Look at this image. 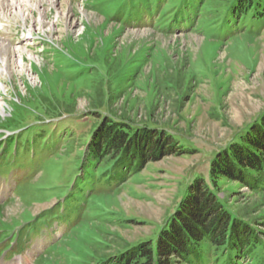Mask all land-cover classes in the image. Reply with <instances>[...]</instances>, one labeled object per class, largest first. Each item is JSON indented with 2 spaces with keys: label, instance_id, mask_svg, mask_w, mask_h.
Returning a JSON list of instances; mask_svg holds the SVG:
<instances>
[{
  "label": "rangeland",
  "instance_id": "obj_1",
  "mask_svg": "<svg viewBox=\"0 0 264 264\" xmlns=\"http://www.w3.org/2000/svg\"><path fill=\"white\" fill-rule=\"evenodd\" d=\"M17 1L29 24L0 16L25 68L0 75V264H104L155 243L191 184L212 187L217 154L264 115V9L232 19L233 0ZM104 120L165 133L176 153L140 171L96 161ZM218 189L231 211L264 200L237 182ZM246 218L262 236L264 212ZM223 249L193 264H263Z\"/></svg>",
  "mask_w": 264,
  "mask_h": 264
},
{
  "label": "trees",
  "instance_id": "obj_2",
  "mask_svg": "<svg viewBox=\"0 0 264 264\" xmlns=\"http://www.w3.org/2000/svg\"><path fill=\"white\" fill-rule=\"evenodd\" d=\"M233 2L228 7L232 19L247 10L264 9V0ZM176 73L171 72L168 81L175 83ZM99 102L101 105L103 96ZM131 126L123 120L118 123L104 120L91 142L96 161L105 158L109 163L121 162L126 170L140 171L149 162L176 153V144L165 133ZM210 178L212 187L203 178L191 184L188 195L155 243L147 241L128 247L110 262L109 257H102L104 264H193L208 247L224 248L223 251L227 250L224 256L237 261L245 256L256 259L262 253L260 260L264 264V233L259 231L262 234L259 236L256 229L261 225L246 218L248 214L264 212V200L260 198L256 205H241L231 211L228 203H224L225 198L221 199L217 193L219 182L228 180L254 191L261 190L264 195V115L237 142L217 154L211 164Z\"/></svg>",
  "mask_w": 264,
  "mask_h": 264
},
{
  "label": "bare ground",
  "instance_id": "obj_3",
  "mask_svg": "<svg viewBox=\"0 0 264 264\" xmlns=\"http://www.w3.org/2000/svg\"><path fill=\"white\" fill-rule=\"evenodd\" d=\"M29 1H31V0H26L27 3H30ZM17 3H18L17 0H15L14 3H13V1H12V3H9L8 0H0V16H3V14H4V16H6L7 12L13 10V12L17 15L18 19H21V22L24 21L23 22L24 25H25V22L27 24H29L28 20L30 17L25 15L28 12L25 14L21 13L22 10L16 12V8L20 7L19 5L21 4V3L20 4L19 3L17 4ZM31 3H30V6H32ZM51 4L54 5V3H52V2H51ZM28 9L26 11H28ZM41 12L40 13L42 14V17H43L41 24L44 25V24H46L45 13L43 12V10H41ZM0 20H3V18L0 17ZM66 20H69V18L67 17ZM6 24H7V22H6ZM2 31H3V29H2ZM10 42H11L10 40L5 41L3 39H0V75H2V74L4 75L5 72H8V73H6V75L8 74L10 76L11 75L13 76V74L17 73L19 71L18 69L22 67L21 65L16 64L17 61L15 62L16 49L10 45ZM23 69H25V68H23ZM23 69H21V70H23Z\"/></svg>",
  "mask_w": 264,
  "mask_h": 264
}]
</instances>
